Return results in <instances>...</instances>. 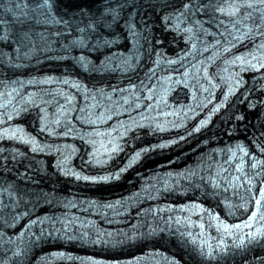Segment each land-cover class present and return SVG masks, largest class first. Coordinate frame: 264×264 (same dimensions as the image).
<instances>
[{"label": "bare ground", "instance_id": "6f19581e", "mask_svg": "<svg viewBox=\"0 0 264 264\" xmlns=\"http://www.w3.org/2000/svg\"><path fill=\"white\" fill-rule=\"evenodd\" d=\"M36 0H17L19 6L29 9L21 11L17 8L11 7L8 4L0 3V22L11 25L12 16H21V18L37 19L43 16L44 19L55 18L63 20V24H55L54 22L48 25H37L30 37L23 34L11 35L9 37L0 38V95L3 96V101L8 105V118L11 119L10 126L18 124L24 127V118H32L34 116V110L31 105L25 106L28 111L25 113L19 106L15 99L11 89L10 80L20 78V71L24 76L33 77L29 84V89L34 90L36 82L42 78H53L51 73L66 72L71 75L78 76L81 83L86 88H92L99 86L98 84L107 82L123 76L128 78L126 81H130L134 88L136 105H140L141 98V80L144 78L148 67L142 68L143 62L140 57L134 55H123V50L108 49L110 46H116L117 48L128 47L131 40V32L140 27L144 33L148 29V23L153 24L151 28V36L156 37L158 40L160 37L165 36L168 38V34H171V26L159 22L160 14L156 11V4H159V0L149 2L146 0H138L136 3L134 0H125L123 3L118 4V0H50L47 3L42 2L33 3ZM164 1V0H163ZM32 3V4H31ZM134 3V4H133ZM139 7L137 8L136 5ZM162 12L170 7L169 0H165L161 4ZM114 7L115 11L112 12L108 7ZM148 16H147V15ZM128 15H132L129 17ZM138 20H144V24L136 23ZM16 21V20H15ZM148 21V22H147ZM128 22L125 27L123 24ZM42 33L45 35L50 34L53 38L49 43V47L46 50L33 47L32 43L37 37H42ZM8 32L0 31V36H5ZM248 37V35H246ZM73 38L81 40L76 46L68 45V41ZM172 39L178 38L177 33H173L170 37ZM249 38V37H248ZM13 39L16 47L20 49L30 50V53L26 54L29 59L24 64L15 66L12 63V59L19 58V54L14 46ZM146 38H136L133 45L140 43ZM141 47V43L138 45ZM200 53V48L197 47L194 56ZM80 55V58L72 59ZM86 59V60H83ZM224 60L223 56L215 59L211 62L217 66ZM149 62L153 63V60L149 58ZM225 61V60H224ZM210 63V61H206ZM246 66L242 62V67ZM130 68V69H129ZM227 68L221 67L219 72L221 73ZM200 76L202 74L200 73ZM143 86L148 88V84L144 81ZM248 87H257L256 84H249ZM179 91L182 88L178 89ZM241 102L245 103L248 97L238 90ZM57 94V93H56ZM56 94L53 97H56ZM152 96V89L147 94V97ZM155 101L149 106L143 107L144 113H150L153 117L158 115L155 112ZM82 101L77 100L73 104V110L77 115H81L76 110L82 106ZM186 105V103H179ZM256 114H263L262 110L256 108ZM189 113L187 114V116ZM186 116V117H187ZM262 128L264 130V115L261 119ZM146 121L144 119H138L136 127L140 128L134 134L136 138H139L143 133L141 129L145 128ZM204 130L190 131V130H178L171 134H166L167 137L175 135L177 137H185L182 141L172 145L170 148L174 150H182L192 144H198L204 137ZM134 130L130 133H133ZM148 133V132H147ZM149 134V133H148ZM138 141H131L129 146L137 145ZM199 149L204 148L205 145L197 146ZM2 149V146H0ZM9 149V146L6 147ZM139 160L135 162L133 166L127 168L123 173L118 176V180L111 181L109 183L110 188H115L117 184L126 180L129 174L134 177L137 172L142 173L146 167L142 168L143 163L150 161V156L156 157L160 152L151 153L145 152ZM163 155H167L163 153ZM165 156L159 157L158 162L165 161ZM49 169V168H47ZM103 168L99 170L102 171ZM97 174L96 170H90L85 173L87 177H94ZM97 188V186L95 187ZM83 190L88 189V186H82ZM94 192V191H92ZM170 245L172 243L170 242ZM181 263H186V258L181 259Z\"/></svg>", "mask_w": 264, "mask_h": 264}]
</instances>
